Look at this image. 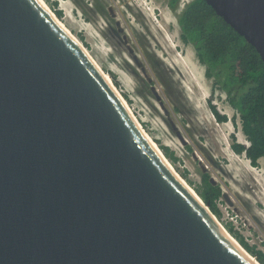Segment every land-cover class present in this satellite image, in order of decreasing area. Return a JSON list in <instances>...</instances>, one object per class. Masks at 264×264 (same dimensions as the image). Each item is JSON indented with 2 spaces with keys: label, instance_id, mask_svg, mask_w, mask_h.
Listing matches in <instances>:
<instances>
[{
  "label": "water",
  "instance_id": "1",
  "mask_svg": "<svg viewBox=\"0 0 264 264\" xmlns=\"http://www.w3.org/2000/svg\"><path fill=\"white\" fill-rule=\"evenodd\" d=\"M204 1L264 62V0ZM162 157L39 0H0V264H256Z\"/></svg>",
  "mask_w": 264,
  "mask_h": 264
},
{
  "label": "rangeland",
  "instance_id": "2",
  "mask_svg": "<svg viewBox=\"0 0 264 264\" xmlns=\"http://www.w3.org/2000/svg\"><path fill=\"white\" fill-rule=\"evenodd\" d=\"M43 1L111 79L180 177L194 191L202 174L220 185L226 198L221 195V201L217 200L219 214L213 215L221 225L225 228L230 223L248 244L264 252V158L252 166L244 153L232 149L234 142H248L225 92L206 76L193 45L180 39L176 18L182 8L180 0L176 11L167 0ZM109 4L116 12L114 19L106 12ZM106 25L119 26L127 40L123 36L122 43L112 38ZM126 43L152 77L162 106L131 59ZM224 76L222 73L220 82ZM232 88L241 89L237 84ZM212 106L226 116L225 121L215 118Z\"/></svg>",
  "mask_w": 264,
  "mask_h": 264
},
{
  "label": "trees",
  "instance_id": "3",
  "mask_svg": "<svg viewBox=\"0 0 264 264\" xmlns=\"http://www.w3.org/2000/svg\"><path fill=\"white\" fill-rule=\"evenodd\" d=\"M179 0H167V5L177 10ZM60 15V10H56ZM180 39L191 43L198 61L205 66V74L224 92L228 104L237 112L240 129L248 145L232 143V149L244 153L252 166L264 158V62L255 48L219 18L204 0H190L176 13ZM224 79L220 82L221 74ZM239 85L240 91L232 88ZM212 113L219 121L226 116L219 114L212 106ZM165 154H167V150ZM168 155V154H167ZM172 157V155H169ZM196 193L216 216L219 214L217 200L222 195L218 184H212L207 174L201 175V184ZM227 231L260 264H264V252L248 244L230 223Z\"/></svg>",
  "mask_w": 264,
  "mask_h": 264
},
{
  "label": "bare ground",
  "instance_id": "4",
  "mask_svg": "<svg viewBox=\"0 0 264 264\" xmlns=\"http://www.w3.org/2000/svg\"><path fill=\"white\" fill-rule=\"evenodd\" d=\"M41 2V4L44 6V8L54 17V19L68 32V34L79 44V46L84 50V52L87 54V56L93 61V63L98 67V69L103 73V75L106 77V79L109 81V83L111 84V86L114 88V90L117 92L119 98L122 99V102H124L125 107L127 108L128 112L132 115V117L135 119V121L137 122L141 132L143 133V135L153 144L154 148L161 154V152L157 149V147L154 145L153 141L150 139V137L147 135V133L145 132V130H143V128L141 127L140 123L138 122L137 118L135 117V115L133 114L132 110L129 108V105L127 104V102L125 101V99L122 97V95L120 94V92H118V90L115 88L113 82L111 81V79L102 71V69L100 68V66L98 65V63L94 60V58L91 56V54L88 52V50L84 47V45L63 25V23L57 19L56 15L47 7L46 3L43 0H39ZM192 63V62H191ZM162 155V154H161ZM163 160L166 162V164H168V167L171 168V170L175 173V175L180 179V181L186 185L189 190L191 189V192L194 194V192L192 191L193 189L180 177V175L175 171V169L173 168V166L170 164V162H168L164 157H162ZM205 160V159H204ZM197 194V193H196ZM195 194V195H196ZM198 198L199 196L196 195ZM214 220L220 225V227L226 232V234L244 251V249L241 247V245L236 241L235 238H233L230 233L227 232V230L221 225V223L216 219L215 216H213ZM245 252V251H244ZM246 253V252H245ZM246 255L248 257H250L256 264H259L252 256H250L249 254L246 253Z\"/></svg>",
  "mask_w": 264,
  "mask_h": 264
},
{
  "label": "flooded vegetation",
  "instance_id": "5",
  "mask_svg": "<svg viewBox=\"0 0 264 264\" xmlns=\"http://www.w3.org/2000/svg\"><path fill=\"white\" fill-rule=\"evenodd\" d=\"M106 12H107V14L109 15L110 18L114 19L116 17V12L112 8V6H110V4L106 6ZM115 20H117V19H115ZM107 27L108 26L106 25V29H107ZM116 27L117 28H113V27L109 26L108 30H109L112 38H114V39L116 38L117 40H120L122 43H124V39H123V34L124 33L122 31H120L119 26L116 25Z\"/></svg>",
  "mask_w": 264,
  "mask_h": 264
},
{
  "label": "built area",
  "instance_id": "6",
  "mask_svg": "<svg viewBox=\"0 0 264 264\" xmlns=\"http://www.w3.org/2000/svg\"><path fill=\"white\" fill-rule=\"evenodd\" d=\"M190 0H180V4H181V7L184 6L185 3L189 2ZM218 201H221V199H219Z\"/></svg>",
  "mask_w": 264,
  "mask_h": 264
},
{
  "label": "clouds",
  "instance_id": "7",
  "mask_svg": "<svg viewBox=\"0 0 264 264\" xmlns=\"http://www.w3.org/2000/svg\"><path fill=\"white\" fill-rule=\"evenodd\" d=\"M248 142V141H247Z\"/></svg>",
  "mask_w": 264,
  "mask_h": 264
}]
</instances>
